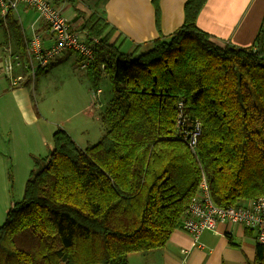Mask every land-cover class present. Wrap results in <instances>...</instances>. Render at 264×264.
<instances>
[{
    "label": "trees",
    "instance_id": "1",
    "mask_svg": "<svg viewBox=\"0 0 264 264\" xmlns=\"http://www.w3.org/2000/svg\"><path fill=\"white\" fill-rule=\"evenodd\" d=\"M205 2L186 0L182 25L144 52L123 51L96 13L84 19L85 36L99 38L90 88L107 75L113 93L102 134L82 147L54 130L0 224V264H129L166 244L202 173L220 206L264 196V15L254 46L219 45L196 23ZM179 102L200 123L196 155L176 131ZM248 264H264V244Z\"/></svg>",
    "mask_w": 264,
    "mask_h": 264
},
{
    "label": "crops",
    "instance_id": "2",
    "mask_svg": "<svg viewBox=\"0 0 264 264\" xmlns=\"http://www.w3.org/2000/svg\"><path fill=\"white\" fill-rule=\"evenodd\" d=\"M185 1L157 0V14L153 0H67L60 3V8L63 15L79 30L82 21L96 13L115 27V36L124 39L123 51L130 52L139 46L140 52H144L158 35H169L182 25ZM263 15L264 0H206L196 23L217 44L246 48L255 45ZM34 19L33 9L19 6L9 13L7 21L2 24L3 29L0 25V224L12 204L22 197L34 160L42 157V143L48 141V134L42 130H47L46 123L42 121L28 89L31 81L29 69L15 67L14 73L21 74L23 79L14 87L4 75L5 46L18 51L15 27L25 37L36 33L45 44L51 42L48 26L41 21L34 22ZM69 55H74L72 63L76 67L71 71V77L77 81L81 73L77 71L79 56L74 52L67 51L47 68L52 67L57 73L68 68L67 59L64 62L62 60ZM47 68L37 74L40 76ZM99 128L102 132L100 123ZM82 132L88 133V129L83 127ZM255 246L254 235H247L238 225L219 224L215 231L202 232L197 241L188 232L175 229L162 248L132 252L128 255V263L248 264V261L254 259Z\"/></svg>",
    "mask_w": 264,
    "mask_h": 264
},
{
    "label": "built area",
    "instance_id": "3",
    "mask_svg": "<svg viewBox=\"0 0 264 264\" xmlns=\"http://www.w3.org/2000/svg\"><path fill=\"white\" fill-rule=\"evenodd\" d=\"M60 3H64V1L0 0L2 15H6L9 9L15 8L18 4H25L35 8L39 18L44 20L53 32V39L49 46H44L38 35H34L28 41L30 61L27 68L32 72L56 60L68 49L79 51L84 61H89L93 57V49L99 38L92 36L88 42L82 40L81 34L84 33L63 17ZM16 58V55L10 50L7 52L4 68L9 77L11 76L13 61ZM178 107L182 108V102L178 103ZM175 123L177 133L183 134L182 139L186 141L194 153L197 143L196 135L200 131V125L198 124L195 130L186 129L180 111H178ZM218 224L251 228L255 231V240L264 244V196H258L240 206H219L213 202L206 179L202 175L198 190L190 199L183 215L182 227L190 232L194 238H197L205 229L216 230Z\"/></svg>",
    "mask_w": 264,
    "mask_h": 264
},
{
    "label": "rangeland",
    "instance_id": "4",
    "mask_svg": "<svg viewBox=\"0 0 264 264\" xmlns=\"http://www.w3.org/2000/svg\"><path fill=\"white\" fill-rule=\"evenodd\" d=\"M2 24L3 22L0 24L3 29ZM81 36H84V34H81ZM141 51H144V49H141ZM66 59L68 68L58 73L54 72L51 69L52 67L50 69L47 68L40 76L38 75V78L33 80V82L29 81L28 84V89L34 98L39 115L47 127V130L42 128L43 133L48 134V141L42 143L43 155L51 145V132L58 126L70 132L73 136L72 138L82 147L86 144L97 142L102 134L99 128V123L101 125V122L97 116L106 108L109 99L113 96L107 75L102 76L99 85L100 92L95 94L93 89L89 88V81L87 82L83 69L77 67V71L81 73L77 81L71 77V71L76 67L72 63L74 55H69L68 58L65 56L62 61L64 62ZM94 99H96V102L93 106L92 102ZM83 127L88 129V133L83 134ZM88 134L89 137H87ZM177 229L188 232L182 227V220ZM206 230L209 229H205L202 232ZM188 233L193 237L194 241H197V238L201 234L197 238H194L190 232Z\"/></svg>",
    "mask_w": 264,
    "mask_h": 264
},
{
    "label": "bare ground",
    "instance_id": "5",
    "mask_svg": "<svg viewBox=\"0 0 264 264\" xmlns=\"http://www.w3.org/2000/svg\"><path fill=\"white\" fill-rule=\"evenodd\" d=\"M63 1H67V0H63ZM19 6H25V7H29L30 9H33L34 11H35V14H36V16H35V19H34V22H37V21H41L43 24H46L47 26H48V24L44 21V20H42L41 18H39V16H38V12L36 11V9L35 8H32V7H30V6H27V5H25V4H18L15 8H11V9H9L8 10V12L6 13V15H2L1 14V12H0V19H1V21L4 23V22H6L7 21V19H8V15H9V13L11 12V11H15ZM62 15H63V13H62ZM63 17H65L64 15H63ZM66 18V17H65ZM67 19V18H66ZM68 20V19H67ZM69 21V20H68ZM70 23H71V21H69ZM48 30H49V32L51 33V42H52V39H53V32L50 30V28H49V26H48ZM34 35H38L39 37H40V41H41V43H43V45L44 46H49L50 44H51V42L49 43V44H45L44 43V40H43V38L39 35V34H36V33H34V34H32V35H30V36H26L25 37V53H26V55H25V58H22L21 56H20V54H19V51H16V50H13V48L11 47V46H5V53L7 54V52L10 50L14 55H16V59H14V61H13V68H12V71H11V76L9 77V76H7L6 75V72H5V68H4V75H5V77H7L9 80H10V85L12 86V87H14V86H16L20 81H21V79H23V76L21 75V74H15L14 72H15V67H25V68H27V66H28V64H29V54H28V41L34 36ZM82 37V40H84L85 42H88L89 40H90V38H87V36H81ZM67 51H71V52H74L76 55H78L79 56V65H78V67L80 68V69H83L85 72H86V69H87V67L89 66V64H90V62H91V60L94 58V50H93V57H92V59H90L89 61H84V59H83V57L80 55V52L79 51H75V50H71V49H68V50H65L63 53H62V55L59 57V58H57L56 60H53V61H51V62H49L45 67H43V68H38L35 72H32L31 70H29V77H30V79H31V81L33 82V80H35L36 78H37V76H38V71L39 70H42V69H45V68H47V67H49L52 63H54V62H56V61H58L59 59H61L62 57H63V55L67 52ZM104 68V64H101V69H103ZM102 79V78H101ZM13 81H14V83H13ZM99 85H100V83H99ZM94 92H95V94H98V92H100V87H98L97 89H95V90H93ZM97 99V98H96ZM96 99H94V101L92 102L93 104V106L95 105L94 103L96 102ZM110 101V100H109ZM109 103V102H108ZM177 110L178 111H180V113L182 114V116H183V118H184V126H185V128L186 129H188V130H195L196 129V127H197V125L199 124L200 125V123H198L199 121L198 120H192V119H190L186 114H185V111H184V108H183V105H182V108H179V107H177ZM97 117H99V115L97 116ZM54 132V131H53ZM199 134H200V131H198V133H197V135H196V140L198 139V136H199ZM183 134H181V133H179L178 134V136H182ZM184 141V140H183ZM185 143H186V141H184ZM187 144V143H186ZM197 144V143H196ZM188 145V144H187ZM189 147V146H188ZM190 148V147H189ZM190 151H191V149H190ZM192 152V151H191ZM193 153V152H192ZM194 155H196V146H195V152L193 153ZM202 175H204L203 173H202ZM202 175H201V177H200V180H199V182L201 181V179H202ZM204 177H205V175H204ZM205 179H206V177H205ZM206 182H207V180H206ZM207 184H208V182H207ZM198 185H199V183H198ZM208 189H209V186H208ZM197 190H198V187H197ZM197 190H196V192H197ZM196 192L193 194V195H195L196 194ZM209 192H210V190H209ZM211 195V194H210ZM192 198V197H191ZM211 198H212V196H211ZM213 200V199H212ZM250 200H252V199H249V200H245V201H241L239 204H237V205H232V206H240V205H244V204H247ZM213 202H214V200H213ZM215 203V202H214ZM216 204V203H215ZM218 205V204H217ZM220 206V205H219ZM227 206H231V205H227ZM222 207H226V206H222ZM219 225V224H218ZM225 225H228V224H225ZM228 226H231V225H228ZM234 226V225H233ZM238 226H240V225H238ZM240 227H242V226H240ZM244 230L245 229H251V228H246V227H242ZM251 230H253V229H251ZM253 232H254V239H255V231L253 230ZM257 242V241H256Z\"/></svg>",
    "mask_w": 264,
    "mask_h": 264
}]
</instances>
